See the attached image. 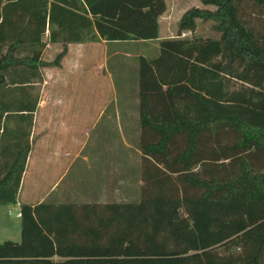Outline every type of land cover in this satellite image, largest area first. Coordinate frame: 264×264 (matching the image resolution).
I'll return each mask as SVG.
<instances>
[{
	"label": "trees",
	"instance_id": "1",
	"mask_svg": "<svg viewBox=\"0 0 264 264\" xmlns=\"http://www.w3.org/2000/svg\"><path fill=\"white\" fill-rule=\"evenodd\" d=\"M201 2L155 57L140 56L138 200L22 203L21 239L0 242V264H264V0ZM166 9L0 0V205L18 201L40 67L60 65L70 42L157 39ZM199 19L219 35H196ZM47 30L63 46L51 61ZM18 107L29 129L6 142Z\"/></svg>",
	"mask_w": 264,
	"mask_h": 264
},
{
	"label": "rangeland",
	"instance_id": "2",
	"mask_svg": "<svg viewBox=\"0 0 264 264\" xmlns=\"http://www.w3.org/2000/svg\"><path fill=\"white\" fill-rule=\"evenodd\" d=\"M192 6L204 7L205 5L201 0H168V13L162 23V30L166 35L177 36V23L182 14ZM209 7L214 8V6ZM212 24L211 20L199 19L195 34L203 37L218 36L219 34L212 28ZM192 35L191 31L182 33V36L190 37ZM43 39L48 41V46L44 49L42 57L53 60L63 46L60 44L61 42L49 41L48 30ZM120 47V52L105 60L104 55L112 47H103L102 52L100 45L89 43L84 51L86 57L83 64L85 75L81 78L71 76L69 84L72 90L58 88L61 95H68L69 101H66L72 104L73 110L58 118L61 122L63 121V127L58 128L55 123L45 139L50 141L52 150L59 144L58 140L66 139L62 146L72 147L73 151L77 150V146L71 141L72 136L80 138L82 141L85 140L83 154L88 155L90 160L85 162L82 157L74 158L64 155L60 162H57L56 157L47 156L44 158L47 155V150H43L42 144H39L34 153L38 155L34 168L31 165L32 172L26 177L24 176L23 191L18 193L21 204L28 203V200L37 199L44 194L46 196L43 201L46 202L56 204L85 203L79 196L82 192L83 195L90 193L91 190L87 187H90L88 185L91 181L93 183L100 181L103 174L110 170L112 155H114V163L117 155L120 158V178H123L121 184H124L127 179V170H129L132 160L134 163L135 161L139 162L141 158L138 152L141 133L139 62L140 56L143 55L141 53L147 45L131 44ZM151 49L148 48V50ZM125 51H129L131 54H125ZM64 57L60 64L62 69L66 68L64 63L67 62V55L66 59ZM51 67L60 70L59 65H51ZM8 87L13 88L11 83H8ZM79 102L86 106L81 110L83 115L86 114V119H83L81 123H78L75 118V114L79 113L76 109ZM13 132L15 130H7V139ZM31 141L30 143L33 144V140ZM102 163L103 167H101ZM61 174L63 176L51 189L52 184ZM126 187L121 186L120 200L126 197L138 200L140 196L138 181L134 186L131 184ZM83 188H85L84 191ZM31 191L32 193H30ZM28 193L30 197H28ZM18 211V205H0V242L8 239L14 241L21 239V218L17 214Z\"/></svg>",
	"mask_w": 264,
	"mask_h": 264
},
{
	"label": "crops",
	"instance_id": "3",
	"mask_svg": "<svg viewBox=\"0 0 264 264\" xmlns=\"http://www.w3.org/2000/svg\"><path fill=\"white\" fill-rule=\"evenodd\" d=\"M166 1L167 9L165 12L159 17V23H160V37L157 39H148V40H127V41H107L106 39L101 38L100 40L97 41H84V42H70L68 43V52H67V62L65 61L64 67L65 69H62L63 67L59 65L58 68H53L51 66H43L40 67V74L38 75L37 78H35L34 83H33V88L31 89L33 95H38V102L35 106V110L31 111L33 115V121H32V126H31V133L29 140H33V144H31V149L28 155L27 159V165L26 169L24 171L21 185H20V192L23 191V183H24V176L26 177L27 175L32 172L31 165L32 167L36 163V159L38 158L37 154L35 153L36 147L39 144H42V149L47 150V155L44 158H47V156L50 157H56L57 162H60L64 156H73L75 157H82L85 162H88L90 160L88 155L83 154V147L85 144V140H81L80 138H76L72 136L71 141L77 146V150L73 151L72 147H67L65 148L62 146L65 142L66 139H63V141L58 140V145L57 147L52 150L50 141L48 142L45 137L49 134V130L52 126H54L55 123H57L58 128L63 127V121L61 122L58 118H61V116H64L66 112L72 111V104L68 102V95L66 96L65 94L60 93L58 91L59 87H63L64 89L67 90H72L71 85L69 84V79L71 78L72 75L75 77L81 78L82 76L85 75L84 68L85 66L84 61L86 60L85 57V47L91 43V45H100V49L103 52V47H112V49L108 50L107 54L104 55V59H109L111 56L115 55L116 53L120 52L119 48L120 46L123 45H131V44H146L147 47L146 49L141 53L146 57H155L159 53V40L168 37L169 35H166L165 31L162 30V23L163 19L166 17L168 13V0ZM79 4V2L77 3ZM75 9V8H74ZM78 11V9H75ZM91 16V15H90ZM78 29L81 30L80 27ZM189 33V31H184ZM192 35V32H191ZM60 43V42H56ZM62 44V43H60ZM48 46V45H47ZM148 48H152L151 50H148ZM125 54H131L129 51H125ZM65 55V57H66ZM64 57V58H65ZM45 61H51V59L43 58ZM66 59V58H65ZM104 62V61H103ZM70 85V86H69ZM81 87V86H79ZM8 88V86H6ZM72 94V93H70ZM81 99V98H80ZM68 100V101H66ZM82 107H86L84 103L79 102L78 106H76V109L78 110L79 113L75 114L76 121L78 123H81L83 119H86V114H82L81 110ZM14 111H11V113L8 116L7 120V130H15V132L11 133L10 136H8L7 141H17L20 140V138L24 137L25 131L29 129V113L27 110L24 111H19L18 109H21L20 107L18 108H13ZM103 111V109H102ZM100 112V114L102 113ZM63 112V115L61 113ZM7 113H5L1 125L2 127L4 126V121H5V116ZM99 114V116H100ZM98 116V117H99ZM68 119V118H67ZM2 134V130L0 132ZM32 142V141H31ZM137 149V148H136ZM53 156H52V153ZM140 153L139 157L141 156L140 150H138ZM56 153V154H55ZM64 155V156H62ZM29 162V163H28ZM32 163V164H31ZM101 167H103V163L101 164ZM141 158L139 162L135 161V163L131 162L129 170H127V179L124 182V184H121V180L123 178H120V158L119 155L116 156L115 163H114V155H112V163L110 170H107L106 173L103 174L102 179L98 182L91 183L88 185L90 187H87L89 190H91L90 193L83 195L82 194L79 196L85 203H109V202H115V201H120V195H121V186L126 187L127 185L134 186L135 183L138 181L139 183V188L140 184L142 183L141 180ZM34 168V167H33ZM115 168V171H114ZM67 170V169H66ZM64 171V173L66 172ZM63 173V174H64ZM115 173V174H114ZM63 175L61 174L52 184L51 189L55 187V185L59 182ZM138 178V179H137ZM137 179V180H136ZM25 184V183H24ZM32 188H34L32 186ZM129 188V187H126ZM85 188H83L84 191ZM33 190V189H32ZM32 193V191L30 192ZM28 197H30V194H27ZM45 194L40 196L37 199L34 200H28V203L31 204H37L39 202H42L43 199L45 198ZM126 196V195H124ZM126 200L128 197L125 198ZM14 205L19 206V211L18 215L20 217V199H18L17 203ZM21 218V217H20Z\"/></svg>",
	"mask_w": 264,
	"mask_h": 264
}]
</instances>
